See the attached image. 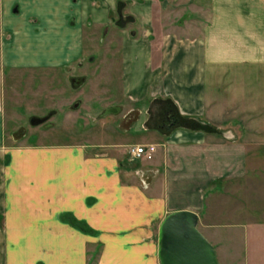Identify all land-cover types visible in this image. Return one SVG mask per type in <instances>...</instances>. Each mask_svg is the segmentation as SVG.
Returning <instances> with one entry per match:
<instances>
[{
	"label": "crops",
	"instance_id": "crops-1",
	"mask_svg": "<svg viewBox=\"0 0 264 264\" xmlns=\"http://www.w3.org/2000/svg\"><path fill=\"white\" fill-rule=\"evenodd\" d=\"M128 5L140 20L134 36L118 30L122 97L104 113L131 125L144 110L149 133L138 143L155 149L135 159L133 143L122 140L5 142L9 73L59 71L71 84L73 64L88 58L89 28H101L116 4L0 0V264H159L162 219L192 210L204 228L217 226L202 222L208 190L246 173L247 150L264 133V0H209L204 20L181 25L168 19V0ZM167 109L175 121L164 127ZM67 215L94 233L73 227ZM246 225L225 227L239 230L248 248ZM204 236L223 264L219 242ZM257 236L259 253L245 248L238 263L264 264V232Z\"/></svg>",
	"mask_w": 264,
	"mask_h": 264
},
{
	"label": "rangeland",
	"instance_id": "rangeland-1",
	"mask_svg": "<svg viewBox=\"0 0 264 264\" xmlns=\"http://www.w3.org/2000/svg\"><path fill=\"white\" fill-rule=\"evenodd\" d=\"M208 2L168 0V8L172 11L168 19L178 25L191 19L198 22L204 20L208 14ZM128 3L129 0H115L116 6L109 8L107 22L101 28H89L88 37L85 38L88 58L82 67L78 63L72 67L73 75L84 78L80 85L72 86L66 78L67 74L59 71L27 72L25 75L20 72L13 77L9 73L7 82L12 84L13 89L11 86L6 88L4 136L7 144L86 142L110 145L122 140L123 143H133L131 146H142L138 142L143 143L149 133L144 124V110L131 125L124 123L120 115L104 113L106 107L117 104L122 97L117 69L118 30L129 29V34L134 36L133 23L140 20L127 12ZM117 7L122 13L121 20L117 18ZM261 99L259 108L264 104ZM76 102L79 105L73 107ZM46 115L47 119L39 125L29 122L31 116ZM262 120L259 117V124ZM249 136L256 137L255 134ZM258 138V148L250 145L247 150V169L242 178H232L225 187L223 184L217 185L213 192L208 190L207 195L211 197L206 198L201 209L202 222L217 226L204 228L203 224H198V229L214 243L219 242V260L223 264H241L237 262L238 253L244 252L245 248L244 254L247 255L248 250V256L259 253L257 232H264V133H259ZM129 146L125 148L126 154ZM236 223L252 227L247 231L248 248L244 247L239 230L225 227Z\"/></svg>",
	"mask_w": 264,
	"mask_h": 264
},
{
	"label": "water",
	"instance_id": "water-1",
	"mask_svg": "<svg viewBox=\"0 0 264 264\" xmlns=\"http://www.w3.org/2000/svg\"><path fill=\"white\" fill-rule=\"evenodd\" d=\"M84 78L71 81L81 84ZM78 102L73 104L77 107ZM47 116H32L30 124L39 125ZM198 214L192 210L168 213L160 222L157 233L159 264H220L214 246L198 229Z\"/></svg>",
	"mask_w": 264,
	"mask_h": 264
},
{
	"label": "trees",
	"instance_id": "trees-1",
	"mask_svg": "<svg viewBox=\"0 0 264 264\" xmlns=\"http://www.w3.org/2000/svg\"><path fill=\"white\" fill-rule=\"evenodd\" d=\"M120 4H118L119 6ZM120 10L119 8L117 7V15H118V19L121 20V14H120ZM67 221L69 222L70 225H72L73 227L85 232V233H94V230L91 229L84 221H80V220H77L76 218H74L73 216L71 215H67Z\"/></svg>",
	"mask_w": 264,
	"mask_h": 264
},
{
	"label": "built area",
	"instance_id": "built-area-1",
	"mask_svg": "<svg viewBox=\"0 0 264 264\" xmlns=\"http://www.w3.org/2000/svg\"><path fill=\"white\" fill-rule=\"evenodd\" d=\"M154 149H155V146L153 144L142 145V146H132L130 148L131 159L140 158L143 155L153 152Z\"/></svg>",
	"mask_w": 264,
	"mask_h": 264
},
{
	"label": "flooded vegetation",
	"instance_id": "flooded-vegetation-1",
	"mask_svg": "<svg viewBox=\"0 0 264 264\" xmlns=\"http://www.w3.org/2000/svg\"><path fill=\"white\" fill-rule=\"evenodd\" d=\"M74 78H81V77H74ZM72 79H73V78H72ZM72 79H71V80H72ZM71 85H72V86H77V85H80V84H76V82H73V83H72V81H71ZM174 121H175V119H174V117H173V114H172L171 110H170V109L164 110V118H163V123H162V125H163L164 127H169V126H171L172 124H174Z\"/></svg>",
	"mask_w": 264,
	"mask_h": 264
}]
</instances>
